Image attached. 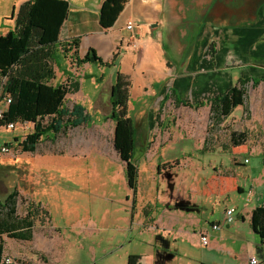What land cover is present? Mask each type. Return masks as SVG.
<instances>
[{
	"label": "crops",
	"instance_id": "crops-1",
	"mask_svg": "<svg viewBox=\"0 0 264 264\" xmlns=\"http://www.w3.org/2000/svg\"><path fill=\"white\" fill-rule=\"evenodd\" d=\"M28 1L0 0V36L14 30L19 8ZM66 1L70 8L60 39L78 38L81 59L94 49L104 63L102 66L84 64L85 70L93 75L97 71L105 73L109 68L105 64H112L117 55L114 66L109 69L132 77L140 73L145 84L144 99L147 95L150 99L156 97V101L163 100L165 104L160 109L168 106L188 115L192 113L188 111H193L199 116V111L204 108L210 117V106H201L208 101L206 96L223 95L240 79L251 78L247 76L250 72L234 75V70L239 68L235 66L236 61L242 59L236 46L241 42L247 45L245 48L249 47L254 63L258 55L262 56L260 51L264 50V4L257 0H128L109 30H103L99 24L104 0ZM184 4L192 6L194 16L201 18L194 49L184 58L181 49L169 58L164 49L165 37L173 45L181 24L190 20L188 15L185 16L188 11ZM129 23L134 25L132 31L126 29ZM132 40L143 46L145 57L134 58L127 54L134 52L130 46ZM219 41L224 44L223 49L230 50L229 55L219 48ZM212 44L216 48L213 57L209 51ZM225 62L230 64L222 68ZM67 64L63 59L58 65L54 84L62 83L59 81L62 75L73 76ZM151 79L154 86H150ZM247 108L248 104L246 108L238 107L223 123ZM28 125L32 126L20 125L23 132ZM155 128L156 125L152 129ZM15 130L0 127V133L13 134L11 139L0 144V149L4 146L16 149V139L23 140L28 134L22 136V131L18 132L19 135L14 134ZM148 134L151 135L150 132ZM249 135L246 143L250 142ZM56 139L52 140L51 136L48 141ZM251 149L245 144L229 150L235 160L231 169L159 167L148 169V177L139 169L137 192L134 195L129 190L134 198L128 201L131 202V217L126 218V225L132 231L138 229L140 233L148 234L151 240H148L147 252L128 254L126 264H248L252 256L264 261V243L251 226L253 211L264 206V151L256 147ZM240 154L244 155L243 160L238 158ZM251 155L262 158L259 165L251 164ZM3 171L6 173L8 170L0 166L1 183L8 185V177H4ZM13 188L10 185L9 190ZM143 188L151 195L148 200H141ZM9 190L1 194L0 199L5 198ZM137 196V212L134 214L133 204ZM232 208L235 209L234 220L225 223V211ZM216 224L222 225L220 229L213 230L212 226ZM203 234H208L206 246L201 241ZM7 257L5 252L3 259Z\"/></svg>",
	"mask_w": 264,
	"mask_h": 264
},
{
	"label": "rangeland",
	"instance_id": "rangeland-1",
	"mask_svg": "<svg viewBox=\"0 0 264 264\" xmlns=\"http://www.w3.org/2000/svg\"><path fill=\"white\" fill-rule=\"evenodd\" d=\"M164 40V49L168 57L173 58L174 47L167 36ZM219 43L225 55L231 53L227 48L223 49L222 41ZM236 47L241 51L238 56L242 59L236 61L235 66L239 68L234 70L235 77L250 72L247 76L263 79L264 50L254 63L249 47L245 48L247 45L241 42ZM142 53L134 50L127 54L134 58L145 57ZM57 61L59 65L63 58L58 57ZM66 61L73 76L81 82V90L69 95L67 102L69 105L82 103L95 121L91 126L72 130L54 142L44 140L34 153H23L16 147L10 155L0 154L1 169L8 170L3 171L4 177H8V185L0 180V195L9 190L10 185L16 186L20 214H25L31 204L34 209L40 206L33 240L19 242L5 238V252L12 264H126L128 254H142L149 250L151 237L138 229L132 231L126 225V218L131 217V202L128 201L134 195L129 193L125 164L114 148L115 123L104 120L111 111L110 96L116 72L108 68L105 73L97 71L93 75L83 66H75L70 59ZM228 64L225 62L221 66L226 68ZM66 76L62 75L59 81L65 82ZM130 77L129 114L138 131L135 162L147 177L148 169L159 167L231 169L235 161L229 152L233 149L232 132L251 134L250 142L246 143L249 150L256 147L264 151V83L257 87L249 84L247 110L216 126L210 123L208 110L204 108L199 111V116L193 111H188L192 112L188 115L168 106L160 109L161 105L164 107L163 100L156 101V97L150 99L147 95L144 99L142 75ZM149 82L154 86L152 79ZM209 99V95L205 97V100ZM25 129L23 132L19 125L14 134L22 131L20 135L25 136L32 132L33 125ZM12 136L1 132L0 144ZM238 158L243 160L244 155L240 154ZM250 158L252 165H259L262 161L256 155ZM145 191L144 188L141 190V200L151 197ZM134 200L133 213L136 214L138 196Z\"/></svg>",
	"mask_w": 264,
	"mask_h": 264
},
{
	"label": "trees",
	"instance_id": "trees-1",
	"mask_svg": "<svg viewBox=\"0 0 264 264\" xmlns=\"http://www.w3.org/2000/svg\"><path fill=\"white\" fill-rule=\"evenodd\" d=\"M127 2L104 0L99 17L103 30H109L115 25ZM69 8L66 0H30L19 8L14 30L0 36V79H5L2 98L8 96L12 99L0 125H33L32 132L23 140L16 139L17 148L23 153H34L41 142L49 140L51 136L54 140L66 135L69 130L91 126L95 121L85 106L80 103L69 105L67 102L69 95L80 91V79L72 76L65 82L54 84L58 57L70 59L79 67L84 64H104L94 49H90L81 59L78 38L60 39ZM210 51L213 57L216 53L215 45L210 46ZM116 58L117 55L112 64L105 66L112 68ZM251 83L257 87L264 83V78L240 79L227 93L201 103V106H210V123L219 126L238 107L246 108L247 88ZM131 87V77L117 71L110 96L111 111L104 120L115 123L114 148L125 164L126 182L135 195L139 168L135 162L137 130L129 114ZM230 137L233 147L245 145L248 140L246 132H232ZM18 203L19 192L16 186L9 190L5 198L0 199V264L6 251L5 238L19 242L33 240L40 206L34 209V204H31L25 214H20ZM251 226L264 243V206L253 211Z\"/></svg>",
	"mask_w": 264,
	"mask_h": 264
},
{
	"label": "built area",
	"instance_id": "built-area-1",
	"mask_svg": "<svg viewBox=\"0 0 264 264\" xmlns=\"http://www.w3.org/2000/svg\"><path fill=\"white\" fill-rule=\"evenodd\" d=\"M126 29L128 31H132L134 29V25L132 23H129L126 26ZM130 42H132V43H130V46L135 51H141V52L144 51L143 46L138 44L136 41L132 40ZM4 84H5V79H2V80L0 79V122L4 119V114L6 113L9 105L12 103L11 97L7 96V97L2 98V91H3ZM23 125L25 126V124H23ZM18 126L19 125H16L14 123L3 125V126L0 125V127L6 129L8 131H14ZM11 153H12V149L9 148L8 146L1 147V149H0L1 155H10ZM245 162L248 163L249 161L246 160ZM234 215H235V209L234 208L227 209L225 211V221L224 222L225 223L232 222L234 220ZM221 225L222 224L213 225L212 229L218 230V229H220ZM201 241H202L203 245H205V246L208 245V242H209L208 234H203L201 237ZM2 264H12V263H11L9 258H5V259H3ZM248 264H263V262L259 258L252 256L249 258Z\"/></svg>",
	"mask_w": 264,
	"mask_h": 264
},
{
	"label": "flooded vegetation",
	"instance_id": "flooded-vegetation-1",
	"mask_svg": "<svg viewBox=\"0 0 264 264\" xmlns=\"http://www.w3.org/2000/svg\"><path fill=\"white\" fill-rule=\"evenodd\" d=\"M183 1L187 2L188 0ZM184 5L186 7V10L188 11L185 16L187 17L188 15V18L190 20L181 24L180 29H178L177 37L175 38V43L173 44L174 52L181 49V54L183 58L189 55L194 49L195 35L201 23L200 16H194L195 14L192 11V6L187 4ZM179 33L181 37H178Z\"/></svg>",
	"mask_w": 264,
	"mask_h": 264
},
{
	"label": "water",
	"instance_id": "water-1",
	"mask_svg": "<svg viewBox=\"0 0 264 264\" xmlns=\"http://www.w3.org/2000/svg\"><path fill=\"white\" fill-rule=\"evenodd\" d=\"M260 3H262V4H264V1H259ZM263 10H264V8H263Z\"/></svg>",
	"mask_w": 264,
	"mask_h": 264
}]
</instances>
